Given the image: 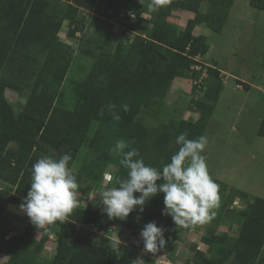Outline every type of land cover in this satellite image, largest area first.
I'll return each instance as SVG.
<instances>
[{"label":"trees","instance_id":"obj_1","mask_svg":"<svg viewBox=\"0 0 264 264\" xmlns=\"http://www.w3.org/2000/svg\"><path fill=\"white\" fill-rule=\"evenodd\" d=\"M234 3L0 0V185L14 191L7 195L0 187L1 194L7 195L6 203L21 209L30 188L32 165L42 155L59 158L69 152V167L79 185L77 196H83L85 185L89 193L95 184H105V177L111 176L108 189L118 187V179L127 178L121 157L111 152L120 139L138 149L146 164L162 168L178 151L175 141L181 132H187L189 139L204 136L227 77L207 64V38L182 30L174 14L194 15L197 24L219 35ZM250 5L264 12V0H251ZM146 15L151 22L142 19ZM89 22L96 32L90 31ZM65 24L67 38L76 44V50L59 38ZM77 58L89 59L92 64L89 68L80 65L85 79L71 81L68 95L67 80ZM187 76L194 97L186 110L196 120H159L151 125L150 120L158 119L165 107L175 81ZM237 86L250 89L239 80ZM8 91L18 94L24 104L10 101ZM109 104L115 108L109 110ZM113 113L120 119L114 120ZM257 135L264 137V117ZM235 195L247 202L237 237L203 234L201 242L214 249L213 255L201 248L202 243L191 244L190 240L191 255L185 264H229L233 259L257 263L263 258L264 199L244 192ZM163 201L164 194L159 193L145 204L143 212L134 210L124 220L110 219L104 206L95 201L90 200L86 207L77 203L66 221L37 228L28 218L24 229L7 241L10 231H1L7 210L0 203V242L7 249V264H140L141 256L146 264H156L152 254L172 252L181 236L188 237L191 231L190 225H175L171 216L162 214ZM151 221L165 229L166 245L150 252L139 234ZM78 225L86 228L78 230ZM87 229L102 233L103 245L79 238ZM125 231L134 238L133 245L120 254L112 252L107 236ZM50 242L55 253L44 259Z\"/></svg>","mask_w":264,"mask_h":264},{"label":"rangeland","instance_id":"obj_2","mask_svg":"<svg viewBox=\"0 0 264 264\" xmlns=\"http://www.w3.org/2000/svg\"><path fill=\"white\" fill-rule=\"evenodd\" d=\"M251 0H235L230 11L228 20L221 34H214L197 24L194 15H188L182 11L174 14V21H179V26L192 36L204 35L210 46L206 62L209 66H216L227 77L223 91L218 99L213 116L209 122L205 133L208 143L202 155L205 158L208 172L215 183L219 185V204L214 209L215 216L205 223H198L191 226L189 236L183 235V240L175 244L172 252L152 254L156 264H174L177 259L178 264H185L190 257V251L179 253L182 250H189L190 240L199 245L203 234L212 232L216 235H227L232 238L237 237L238 231L243 223L241 212L246 210V203L235 195V192H244L251 198L264 199V137L257 135L262 118L264 117V12L254 9ZM207 6H203L204 12ZM134 16V14H131ZM143 20L151 17L146 15ZM90 24V22H89ZM116 30V26L114 27ZM91 32H96V28L89 25ZM65 29L61 36L71 47L76 50L77 46L72 40H66ZM89 68L92 61L89 59H76L67 80V94L72 91L70 82L83 81L85 73L80 70V65ZM241 81L250 86L249 90H243L238 85ZM241 85V84H239ZM242 86V85H241ZM193 83L189 76L182 80H176L170 93L168 94L165 107L161 110L158 119L150 120L151 125L160 121L170 119H187L194 121L196 116L187 112V105L192 94ZM10 101H17L16 104L22 106L24 100L14 91H8ZM197 98V97H196ZM111 179L104 178L105 184L94 185L88 193L85 185V195L77 196V201L86 207L90 200L103 205L100 194L108 189ZM1 189L7 195L14 193L10 188ZM7 195L1 194L0 203L6 206L7 213L1 222V231L20 233L26 222L28 215L25 211L10 206L6 203ZM79 238L103 245L101 237L92 229L81 231ZM39 238V236H38ZM109 249L114 253H121L126 246H132L134 238L130 233L113 232L107 236ZM113 240V241H112ZM194 243V244H196ZM2 243L0 242V248ZM208 255H213L214 249H207L204 244H200ZM187 248V249H186ZM54 244L50 242L46 246L43 254L44 259H50L54 255ZM173 253V254H172ZM0 264H4L7 258L0 257ZM140 264H146L144 257L139 259ZM229 264H264V256L259 262H251L242 259H233Z\"/></svg>","mask_w":264,"mask_h":264},{"label":"clouds","instance_id":"obj_3","mask_svg":"<svg viewBox=\"0 0 264 264\" xmlns=\"http://www.w3.org/2000/svg\"><path fill=\"white\" fill-rule=\"evenodd\" d=\"M123 107L127 111V105ZM108 108L112 110L115 105L109 104ZM113 119L120 117L113 113ZM175 142L179 145L178 151L169 163L158 168L139 158L138 149L130 147V142L116 141L111 152L121 157L127 178L118 179V187L107 189L99 196L103 211L110 219L124 220L134 210L143 212L145 204L159 193L164 194L162 214L171 216L175 225L202 224L215 216L214 209L220 199L219 185L211 178L202 155L207 137L189 139L187 132H181ZM71 160L72 155L65 152L59 158L42 155L32 165L30 188L20 207L37 228L66 221L77 206L79 185L69 167ZM164 232L155 221L145 224L139 234L145 250L163 249Z\"/></svg>","mask_w":264,"mask_h":264},{"label":"crops","instance_id":"obj_4","mask_svg":"<svg viewBox=\"0 0 264 264\" xmlns=\"http://www.w3.org/2000/svg\"><path fill=\"white\" fill-rule=\"evenodd\" d=\"M65 26L67 27V25L65 24L64 25V27H63V29H62V33H63V31H64V29H65ZM68 31V30H67ZM62 33H61V35H62ZM60 35V40L61 41H64L65 42V44H66V46L67 47H71L72 45H70V44H68L62 37H64V35L63 36H61ZM66 40H69L68 38H67V32H66ZM72 48V47H71ZM9 231H10V233H8L7 234V236H6V241L8 240V239H10V238H12L13 236H15V235H17V234H14L13 232H11V229H9ZM19 234V233H18ZM186 237V239H187V236H185ZM183 240V236H181V241ZM113 241V240H112ZM190 243V242H189ZM187 249V248H186ZM175 251H176V247H175ZM186 251H190V247H189V250H182L181 252L178 250L177 251V255H179V253H182V254H184V253H187ZM173 254V253H172ZM0 257H5V258H7V261L4 263V264H7V262H8V254H7V249L6 248H4L3 246H1V248H0ZM1 259V258H0ZM173 263L174 264H178V260L177 259H174V261H173Z\"/></svg>","mask_w":264,"mask_h":264},{"label":"built area","instance_id":"obj_5","mask_svg":"<svg viewBox=\"0 0 264 264\" xmlns=\"http://www.w3.org/2000/svg\"><path fill=\"white\" fill-rule=\"evenodd\" d=\"M130 15H131V14H130ZM83 16H84V17H87V18L90 17V15H89V16H88V15H83ZM131 18L134 19V16L131 15ZM120 31H121V30H120ZM195 69L199 70L200 68H199V67H196ZM77 228H78V230H80V229H85L86 226H84V225H78ZM95 231L97 232L96 229H95ZM99 235H102V233L99 232ZM156 263H157V262H156Z\"/></svg>","mask_w":264,"mask_h":264}]
</instances>
